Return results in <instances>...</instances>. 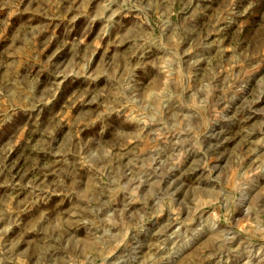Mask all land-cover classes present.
<instances>
[{
    "label": "rangeland",
    "instance_id": "1",
    "mask_svg": "<svg viewBox=\"0 0 264 264\" xmlns=\"http://www.w3.org/2000/svg\"><path fill=\"white\" fill-rule=\"evenodd\" d=\"M0 264H264V0H0Z\"/></svg>",
    "mask_w": 264,
    "mask_h": 264
}]
</instances>
